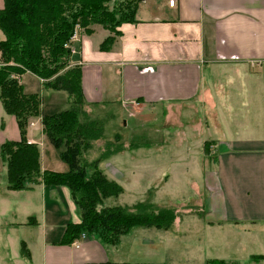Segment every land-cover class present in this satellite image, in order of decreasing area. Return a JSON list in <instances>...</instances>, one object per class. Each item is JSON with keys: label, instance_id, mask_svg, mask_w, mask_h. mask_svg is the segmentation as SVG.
I'll use <instances>...</instances> for the list:
<instances>
[{"label": "crops", "instance_id": "0c3cea01", "mask_svg": "<svg viewBox=\"0 0 264 264\" xmlns=\"http://www.w3.org/2000/svg\"><path fill=\"white\" fill-rule=\"evenodd\" d=\"M3 5L0 0V10ZM90 30H75L69 59L80 70L85 105L104 111L116 106L127 119L113 137L101 136L103 141L114 140L131 152L149 150V143L177 128V135L167 137L169 145L174 140L185 149L193 144L215 149L216 165L202 177V194L211 190L218 206L207 204L205 222L175 220L166 231L133 228L114 245L93 235L77 239L78 247L65 245L66 226L80 219L69 191L43 183L10 190L0 159V264H28L21 243L31 264H173L179 257L185 264H204L226 261L230 253L248 257L247 264H264V0H176L174 7L166 0H142L134 22L119 25L117 35L99 25ZM109 36V50H100ZM18 80L26 94H39L42 111L44 92L54 93L30 73ZM112 118L116 115L107 122ZM36 123L29 121L26 140L39 148L41 171L61 170L35 139ZM142 125L149 128L140 143L129 134ZM19 139L15 118L0 102V147ZM135 157L125 159L112 176L132 190L137 181L153 180L127 171L135 167ZM107 165L111 174L115 169ZM190 228L204 231H178ZM222 230L231 239H215Z\"/></svg>", "mask_w": 264, "mask_h": 264}, {"label": "trees", "instance_id": "16d2710c", "mask_svg": "<svg viewBox=\"0 0 264 264\" xmlns=\"http://www.w3.org/2000/svg\"><path fill=\"white\" fill-rule=\"evenodd\" d=\"M142 0H3L0 10V102L3 110L15 118L19 141H6L0 147L5 166L6 187L27 190L30 185L64 187L80 214L78 223L66 226L61 244L70 245L82 234L93 235L104 245L117 244L133 228L168 230L177 219L176 210L158 207L149 201L132 206H105L123 188L110 180L99 168L113 155L124 151L121 145L105 142L100 154L84 161L86 151L101 139V129L88 120L83 109L80 70L70 66V51L65 45L76 28L90 34V26L99 25L114 36L122 23L134 22L137 4ZM113 36L100 45L109 50ZM30 73L40 79L45 91L64 92L66 109L41 115L38 94H26L19 76ZM40 118L43 132L59 157L67 164L66 172L40 169V152L28 144L26 127L31 118ZM204 150H208L205 146ZM32 219V218H30ZM27 224H29L27 222ZM20 254L28 264L29 251L21 243ZM251 260H260L252 256ZM204 264H236L223 260H207Z\"/></svg>", "mask_w": 264, "mask_h": 264}, {"label": "rangeland", "instance_id": "374dc122", "mask_svg": "<svg viewBox=\"0 0 264 264\" xmlns=\"http://www.w3.org/2000/svg\"><path fill=\"white\" fill-rule=\"evenodd\" d=\"M2 38H4V35L0 30V39ZM20 77L21 76H19V78ZM53 93L54 94L44 92V95L42 94L43 100L41 115H52L67 108L65 106L67 100L66 94L64 92ZM83 109L87 112L88 120L95 123L96 127L101 129L102 136L105 139L107 136L111 135L110 137H113L114 134H117L119 130L122 129L121 120H127L126 117L121 116L122 114L118 111L116 106L105 109V111L101 109L97 110L96 108L87 105H84ZM112 114L116 115V118H112L111 121L107 122V119H109ZM30 120H32L33 122H37L36 127L31 128L33 130V135L35 139L38 142H42V145L44 146L46 151V155L50 159H54V169L57 167L61 169L55 170V172H66L68 170L67 164L60 159L59 151L51 145L48 138L44 134L43 126L41 122H38V117L34 119L31 118L29 119V121ZM139 120L140 118H137L136 121L139 122ZM131 121H133V119H131ZM142 126H144L143 128H141L142 130L139 129L137 130V133L129 134L130 138L137 139V141L140 143L146 139L148 135L146 132H148L149 128L145 125ZM176 131H178L177 128H171L168 133L162 134L163 138L158 139V141L153 140V142L149 143L152 147L149 150L140 149L134 152H131L130 150H124V153L119 152L118 154H115L117 156L113 155L111 158L100 164L99 168H101L107 178L116 182V180L112 177L113 174H115L116 172V167L120 168L121 163L124 162L125 159L136 156L135 167L132 169V166H127V171L132 173L133 171L137 170L139 173L146 176L147 178L153 179L151 181H137L136 183L139 185L136 189L133 190L130 188V186H127L122 181L117 182L124 190L118 197L109 198L104 201L105 206L129 207L137 202L149 201L151 203H154L158 207L174 208L176 210L175 213L177 215L176 220H180L183 222L206 221V212L208 210L207 204H210L209 209L213 206H218V203L216 201L218 197H214L212 195L211 190L209 196H207V191H205L206 196L205 194H202V184L203 186H205L206 184L204 178L202 181V177H206L211 171L209 169L215 167V157L217 152L213 148H210L208 150H204L203 147L192 148L194 144L192 146H189V148L185 149L181 146V144H179L180 142H174V140L171 141V145H169L167 143V137L168 135H171L174 132V134L177 135L179 132ZM28 133L29 127L27 125L26 134ZM121 135L123 137L126 136V134H124V131ZM159 135L161 136V134ZM171 137H173V135ZM101 139L99 141L94 142L93 145H91V147L86 151L83 158L84 161L90 162L100 154L102 147L104 146L105 142H107ZM108 142L120 145L118 142H114V140L111 141L109 139ZM206 155L209 156L206 158ZM209 159H211V162H207V160L209 161ZM106 163H110L111 165L107 166H110L112 169H115L112 170L111 174H109L105 170ZM126 183L131 185L132 181L127 180ZM208 189L209 188L207 187V190ZM178 231H193L197 233L204 231V229L190 228L187 230L179 229ZM136 233L143 232L138 231ZM214 235L215 239L220 240V242L223 241L225 238L231 239L232 237L231 233L225 230H222L219 234ZM129 238L126 237L123 240L126 241ZM177 253L178 252H174L173 254ZM248 261V257L245 258V256L243 255L232 253H230L228 260H226V262H232L237 264H247ZM172 262L173 264H185L180 257L178 260L173 258Z\"/></svg>", "mask_w": 264, "mask_h": 264}, {"label": "built area", "instance_id": "2783aa9c", "mask_svg": "<svg viewBox=\"0 0 264 264\" xmlns=\"http://www.w3.org/2000/svg\"><path fill=\"white\" fill-rule=\"evenodd\" d=\"M166 2H167V5H168L169 7H174V6L176 5V0H166ZM73 34H74V35L72 36L70 42L75 38V32H74ZM70 42H68V43L65 45V47H66L67 49H69L70 54H73V53H74V48L70 45ZM27 143H28V144H31L30 142H27ZM81 237L84 238V237H85V234H82ZM77 239H79V238H77ZM77 239L73 241V242H75L74 244H75L76 247H78V240H77Z\"/></svg>", "mask_w": 264, "mask_h": 264}, {"label": "bare ground", "instance_id": "6f19581e", "mask_svg": "<svg viewBox=\"0 0 264 264\" xmlns=\"http://www.w3.org/2000/svg\"><path fill=\"white\" fill-rule=\"evenodd\" d=\"M74 35V34H73ZM72 35V36H73ZM72 38V37H71ZM70 42V41H69ZM72 44V41L70 42V45ZM70 57H71V54H70ZM80 239H83L82 237H80ZM75 242H73V245L75 246V244H74ZM76 247V246H75Z\"/></svg>", "mask_w": 264, "mask_h": 264}]
</instances>
